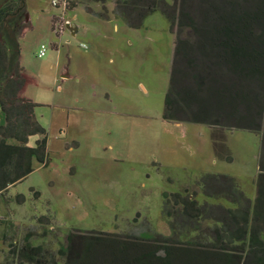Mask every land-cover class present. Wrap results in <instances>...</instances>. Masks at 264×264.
I'll use <instances>...</instances> for the list:
<instances>
[{
    "label": "rangeland",
    "instance_id": "374dc122",
    "mask_svg": "<svg viewBox=\"0 0 264 264\" xmlns=\"http://www.w3.org/2000/svg\"><path fill=\"white\" fill-rule=\"evenodd\" d=\"M53 1L26 0L19 38L21 95L41 105L35 115L48 130L50 162L35 163L24 181L0 195V264H17L13 252L26 237L56 253L75 231L118 234L150 225L170 235L164 193L196 192L200 204L236 207L204 194L208 174L235 177L255 201L260 135L163 118L175 41L164 15L156 12L133 29L70 0L66 17L82 30L72 35L65 28L57 36L52 26L63 10ZM113 6L91 8L111 12ZM42 44L45 57L38 56Z\"/></svg>",
    "mask_w": 264,
    "mask_h": 264
},
{
    "label": "trees",
    "instance_id": "16d2710c",
    "mask_svg": "<svg viewBox=\"0 0 264 264\" xmlns=\"http://www.w3.org/2000/svg\"><path fill=\"white\" fill-rule=\"evenodd\" d=\"M81 1L95 17L113 16L133 29L156 12L164 15L175 35L164 120L260 135L257 195L252 202L235 177L208 174L201 182L204 194L236 207L200 204L196 192L164 193L170 235L150 225L118 234L75 231L56 253L26 237L13 252L17 264H264V0ZM108 3L111 12L91 8ZM25 4H0V195L24 181L35 163L50 162L48 130L35 115L41 105L21 95ZM206 221L214 225L204 228Z\"/></svg>",
    "mask_w": 264,
    "mask_h": 264
},
{
    "label": "built area",
    "instance_id": "2783aa9c",
    "mask_svg": "<svg viewBox=\"0 0 264 264\" xmlns=\"http://www.w3.org/2000/svg\"><path fill=\"white\" fill-rule=\"evenodd\" d=\"M53 5L55 8L63 10L62 15L58 17V20L56 21L54 25V29H55L54 31L57 34V36H62L65 31V28H68V26L73 25L74 23L77 22V20L74 18L66 17V12L70 11L69 10V7H70L69 0H54ZM82 47L86 48L87 46L83 44ZM47 50H48V47L45 44H42L39 49L38 56L45 57L47 55Z\"/></svg>",
    "mask_w": 264,
    "mask_h": 264
},
{
    "label": "crops",
    "instance_id": "0c3cea01",
    "mask_svg": "<svg viewBox=\"0 0 264 264\" xmlns=\"http://www.w3.org/2000/svg\"><path fill=\"white\" fill-rule=\"evenodd\" d=\"M69 27H70V29H69ZM116 27H117V26H116ZM68 29L72 32V35H76V34H78V33L81 32V30H82V26H81V23L77 20L76 23H74L73 25L68 26ZM68 71H69V70H68ZM63 76H64V77H70V75H69L68 72L65 73V74H63ZM71 77H72V76H71Z\"/></svg>",
    "mask_w": 264,
    "mask_h": 264
},
{
    "label": "water",
    "instance_id": "95a60500",
    "mask_svg": "<svg viewBox=\"0 0 264 264\" xmlns=\"http://www.w3.org/2000/svg\"><path fill=\"white\" fill-rule=\"evenodd\" d=\"M69 29H70V27H69Z\"/></svg>",
    "mask_w": 264,
    "mask_h": 264
}]
</instances>
